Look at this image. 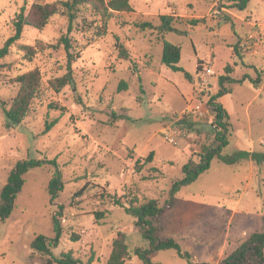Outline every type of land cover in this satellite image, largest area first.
Returning a JSON list of instances; mask_svg holds the SVG:
<instances>
[{"label":"rangeland","instance_id":"1","mask_svg":"<svg viewBox=\"0 0 264 264\" xmlns=\"http://www.w3.org/2000/svg\"><path fill=\"white\" fill-rule=\"evenodd\" d=\"M34 1L0 0V47L14 34L13 18ZM131 4L130 12L90 5L72 24L66 15L55 14L41 29L26 26L0 60V192L19 161L47 157L56 158L59 165L48 163L24 175L10 217L0 218V264H42L44 256L33 252L30 243L39 234L55 236L58 205L64 208L57 255L72 249L83 264H90L95 252L88 242L99 248L101 238L116 232L119 224L130 245L131 264H145L137 254L133 216L115 205L113 196L165 203L173 182L184 176L185 164L190 159L198 162L215 144L210 129L215 112L208 100L221 87L219 77L228 75V64L229 76L236 80L224 81L229 92L218 99L229 113V145L224 151L240 148L264 154V0H250L244 10L221 8L217 0ZM225 13L229 18L222 17ZM162 15L172 16L175 30L158 29ZM196 19L202 21L192 24ZM163 34L180 45L179 64L192 80L162 64ZM66 35L74 53L73 82L57 91L51 81L68 72L60 41ZM118 43L127 47L130 60L119 57ZM35 68L41 74V92L30 115L9 127L1 101L9 102L19 88L16 78ZM121 81L127 85L119 91ZM191 108H197L195 120L200 122L195 130L177 123L182 116H193ZM113 112L129 119L113 121ZM53 120L46 132L47 122ZM151 151L153 157L147 159ZM138 159L141 171L135 167ZM57 169L63 187L52 201L48 187ZM81 188L84 193L78 195ZM175 200L164 216L163 236L175 238L194 264H217L252 233L264 231V160L230 165L214 158ZM72 232L84 235L85 241L71 240ZM150 257L154 262L189 264L175 250L155 251Z\"/></svg>","mask_w":264,"mask_h":264},{"label":"trees","instance_id":"2","mask_svg":"<svg viewBox=\"0 0 264 264\" xmlns=\"http://www.w3.org/2000/svg\"><path fill=\"white\" fill-rule=\"evenodd\" d=\"M250 0H217L219 7H226L228 9L244 10ZM92 6L95 9L115 10V11H133L131 0H57L55 2H43L40 0L34 1L28 11L25 8L16 14L13 18L14 34L11 35L0 47V60L10 53L11 46L18 41L26 26H31L37 29L43 28L50 18L55 14L66 15L70 24L78 17V14L83 7ZM223 18H229L227 13L222 15ZM202 20L196 19L192 24H197ZM158 29L162 32H168L175 30L172 24V16L162 15L161 25ZM102 32L101 34H103ZM60 41L64 44V48L67 53L68 59V72L61 77L51 81V86L55 90L60 91L61 88L67 84L73 82L72 76V63L74 62V53L72 52V44L68 36H62ZM162 64L170 67L174 71H181L184 75L192 80L191 74L186 71L180 64L182 49L180 45L174 44L167 39L163 34L162 38ZM117 48L119 51V57L124 60H130V53L127 47L118 43ZM236 50V47H235ZM198 63H201L198 60ZM225 72L228 75H221L219 81L221 87L219 91L210 96L208 102L215 112V120L210 125V129L213 131L215 144L206 148L202 154H200L199 161L189 160L184 166V176L176 179L173 182V187L169 191V197L166 199L163 205L158 203V199H144L131 198L126 201H122L121 198L113 196V202L132 215L135 218L136 227L142 232L144 238L150 242L148 248H137V254L144 261L145 264H166L163 262L152 261L150 255L159 250H175L180 257L187 259L189 264H194L192 256L189 252L182 250L180 244L175 238H169L163 236L164 216L167 211L172 209L175 204L176 193L184 186H187L198 179L200 174L207 171L211 166V161L214 158H218L220 161L236 165L244 160H252L255 163H261L264 160V154L258 151H249L246 149H236L232 153H227L224 150L229 145L228 131L230 128L229 113L224 107L219 97L229 92L225 88L224 81L234 82L236 79L229 76L232 71L230 64L226 65ZM259 79V78H258ZM257 80H251V82H258ZM18 85L17 94L11 98L9 102L1 101L4 115L7 120V125H19L28 115L32 103L41 92L42 78L40 71L35 68L31 69L21 75L15 80ZM126 83L121 81L118 89L119 91L126 89ZM123 111H128L124 109ZM110 117L113 121L117 119H129V116L124 113L113 112ZM56 120L47 122L45 131L47 132ZM177 123L190 130H195L200 122L195 120V117L191 114L189 116H182ZM151 151L147 159L153 157ZM52 163L58 168L57 159L44 158H32L19 161L12 169L7 184L2 188L0 192V218L6 220L10 217L14 202L18 194L22 191L25 178L24 175L33 168L44 167L46 164ZM137 171H141L142 164L138 159L135 163ZM63 187L61 180V173L59 169L53 174L50 184L49 192L51 194V200L54 201L57 193ZM78 195L84 193V188H81ZM60 207L53 214V221L55 226V236L48 237L44 234L37 235L30 243V248L33 252L41 253L44 258L42 264H83V261L76 257L74 251H62L60 254H55L53 248L58 247L61 242L63 234V226L59 217L62 215L63 206ZM103 213L98 214V218H102ZM71 240L79 241L82 238L80 233L72 232L70 235ZM130 255L129 245L127 243L126 234L118 232L112 241V250L106 264H129L127 258ZM93 257L88 262L91 263ZM217 264H264V231H256L244 239L234 250L225 254Z\"/></svg>","mask_w":264,"mask_h":264},{"label":"crops","instance_id":"3","mask_svg":"<svg viewBox=\"0 0 264 264\" xmlns=\"http://www.w3.org/2000/svg\"><path fill=\"white\" fill-rule=\"evenodd\" d=\"M200 60H202V59H200ZM249 151H255V150H249ZM110 209H111V211H113L114 208L111 207ZM82 217H84V215H82ZM131 222L133 223L132 231L136 234L135 238L137 240V243L139 244L137 247L138 248L139 247L140 248L150 247L149 240L144 238L142 232L136 227L134 217L131 219ZM99 227H100V224H97V231H101ZM116 228H117L116 232H111V233L109 232L101 238V240L99 242L100 243L99 248L96 249L93 243L88 242V246L90 247V249L95 252V258L92 260V262L90 264H106L107 263V260L110 256V253L112 250V241H113L114 237L117 235L118 232H123L122 231L123 227H121L119 224L116 225ZM82 231H83V233H87L86 229H83ZM126 239H127V237H126ZM84 241H85L84 235H82V238L78 242L83 243ZM127 243H128V240H127ZM128 245H129V243H128ZM129 249H130V245H129ZM53 252L55 253L54 248H53ZM101 258H103V260H101ZM128 258L126 261H127V263L131 264V262ZM193 262L195 263L196 261H193Z\"/></svg>","mask_w":264,"mask_h":264},{"label":"built area","instance_id":"4","mask_svg":"<svg viewBox=\"0 0 264 264\" xmlns=\"http://www.w3.org/2000/svg\"><path fill=\"white\" fill-rule=\"evenodd\" d=\"M204 70H205V72H208V73L212 72L211 68H209V67H206ZM189 111H190L189 113H192L195 118L197 117V115H198L197 108H191Z\"/></svg>","mask_w":264,"mask_h":264},{"label":"water","instance_id":"5","mask_svg":"<svg viewBox=\"0 0 264 264\" xmlns=\"http://www.w3.org/2000/svg\"><path fill=\"white\" fill-rule=\"evenodd\" d=\"M197 264H203V263H197Z\"/></svg>","mask_w":264,"mask_h":264}]
</instances>
